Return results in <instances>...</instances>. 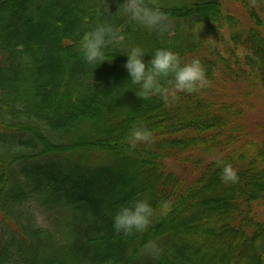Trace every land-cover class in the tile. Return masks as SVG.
Listing matches in <instances>:
<instances>
[{
    "label": "trees",
    "instance_id": "16d2710c",
    "mask_svg": "<svg viewBox=\"0 0 264 264\" xmlns=\"http://www.w3.org/2000/svg\"><path fill=\"white\" fill-rule=\"evenodd\" d=\"M121 2L0 0V264H264V140L241 123L264 92V0H146L168 15L151 34L110 17L119 45L200 59L207 85L167 105L123 86L113 46L94 70L81 57L84 31L108 18L97 11ZM135 122L149 141L130 142ZM137 198L170 211L116 233L113 215Z\"/></svg>",
    "mask_w": 264,
    "mask_h": 264
},
{
    "label": "clouds",
    "instance_id": "9594fccd",
    "mask_svg": "<svg viewBox=\"0 0 264 264\" xmlns=\"http://www.w3.org/2000/svg\"><path fill=\"white\" fill-rule=\"evenodd\" d=\"M97 15L108 17L98 20L94 27L84 31L79 41V51L83 61L93 70L108 58L110 46L111 55L119 53L126 57L123 65L127 79L125 83L135 86V96L143 101L159 97L166 105L178 98L179 93L193 94L207 85L205 69L199 58L183 60L179 54L170 48H156L149 54L139 45H119L117 40L119 28L110 17L123 19L132 23L149 34L161 32L168 26V15L161 6L149 4L146 0H123L117 4L115 13L109 12V7L98 10ZM148 56L147 61L144 57ZM151 133L142 123L135 122L130 130V142H147ZM221 181L235 183L236 171L230 164H222ZM170 211V202L161 201L158 207H153L147 198H137L120 206L112 217V227L116 233L132 235L147 231L153 219L159 215L166 216ZM143 251L151 257H158L162 249L154 241L146 242Z\"/></svg>",
    "mask_w": 264,
    "mask_h": 264
},
{
    "label": "rangeland",
    "instance_id": "374dc122",
    "mask_svg": "<svg viewBox=\"0 0 264 264\" xmlns=\"http://www.w3.org/2000/svg\"><path fill=\"white\" fill-rule=\"evenodd\" d=\"M225 9L232 15L238 17L240 20H244L243 15L239 13L237 7L229 6L227 4L225 6ZM244 22L247 23L246 20H244ZM212 91L214 100L220 98L218 92L214 90ZM251 98L252 100H250L249 104L243 107L244 110L241 123L245 126L247 133L254 137L257 141H259L258 143H261L264 140V92L258 89ZM176 170L182 175L186 174V171L184 169L182 171V169L177 167ZM29 213L30 216L38 218L41 223L45 220V217L42 214L43 212L40 209H31ZM259 214L261 220L264 222V210Z\"/></svg>",
    "mask_w": 264,
    "mask_h": 264
}]
</instances>
